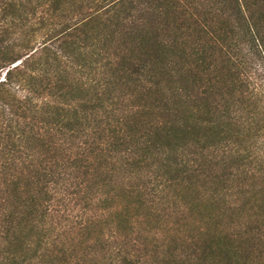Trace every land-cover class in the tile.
Instances as JSON below:
<instances>
[{"label":"trees","instance_id":"trees-1","mask_svg":"<svg viewBox=\"0 0 264 264\" xmlns=\"http://www.w3.org/2000/svg\"><path fill=\"white\" fill-rule=\"evenodd\" d=\"M261 2L67 0L62 56L43 46L0 78V264H264V189L255 227L217 205L264 158L215 58L264 45ZM197 200L212 211L195 227L180 213Z\"/></svg>","mask_w":264,"mask_h":264},{"label":"rangeland","instance_id":"rangeland-1","mask_svg":"<svg viewBox=\"0 0 264 264\" xmlns=\"http://www.w3.org/2000/svg\"><path fill=\"white\" fill-rule=\"evenodd\" d=\"M259 5L260 34L264 38V2ZM68 16L67 0H0V78L3 77L6 69L20 64L24 58L31 54L32 50H38V57L43 56V53L39 54L43 46L49 48L51 55L58 53L56 56L61 57L63 50L60 45ZM237 34L235 33V35ZM227 45L230 48L228 54L224 57L217 56L215 58L226 61V66L229 62L231 78L234 77L237 83H235L233 89L236 93L234 96L231 95L230 100L237 101V110L243 118L248 119L250 114H253L256 127L253 126L258 131L259 137L257 140L258 147H260L257 149L258 153L256 154L264 158V45L260 41H252L250 38H243L242 36H238L236 40L228 41ZM207 48L212 50V42L208 43ZM15 58L20 59L14 64H10ZM212 60L213 57L209 61L213 62ZM217 64L219 67L222 66L221 62ZM220 73L224 76L223 69L220 70ZM227 81L226 79V83ZM224 90L226 96H228L230 88L224 86ZM19 92L20 94L23 93L22 91ZM231 94H233L232 91ZM215 99L218 101L219 98ZM215 174L220 178L226 176V173L221 169L216 170ZM263 179L264 177H261L258 173L256 179L251 178L249 181L250 187L249 182L245 180L243 187H239L241 185L233 182L234 184L230 189H223V194L226 196L220 198L217 205L220 204L219 207L223 212L222 217L225 221L241 217V222H251L253 227L257 225L256 222H253V216L255 212H259V207L253 203V191L263 192ZM258 196L262 200L264 193L258 194ZM126 203L127 201L122 198L115 205L120 209ZM205 204L206 202H202V200L201 202L194 201L192 203L194 209L201 211V213H195L194 215L180 213V219L192 220L196 223V227L201 222L200 217L206 218V215L202 212L203 208L207 210V213L212 211V207L207 204L206 207ZM240 208V214H237ZM111 219L113 222L119 220L115 217H111ZM169 221L177 225L175 217L172 221L171 219ZM178 224L182 225L183 223ZM113 226L111 225V228ZM100 228H103L106 236L109 234L110 231H108V225L105 221L96 226L94 231L99 232ZM144 230L145 226L142 228L138 226L134 229L132 235L140 236L144 233ZM181 230L191 232L194 227L191 225L186 231L184 228Z\"/></svg>","mask_w":264,"mask_h":264}]
</instances>
